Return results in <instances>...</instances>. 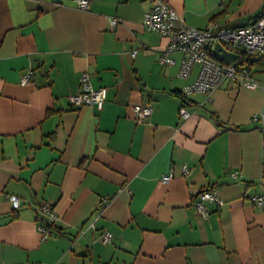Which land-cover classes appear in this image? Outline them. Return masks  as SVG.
Wrapping results in <instances>:
<instances>
[{
	"label": "crops",
	"instance_id": "1",
	"mask_svg": "<svg viewBox=\"0 0 264 264\" xmlns=\"http://www.w3.org/2000/svg\"><path fill=\"white\" fill-rule=\"evenodd\" d=\"M88 1L82 10L76 0H0V264H264V207L253 199L264 196V132L252 121L264 89L238 80L209 102L184 94L199 65L185 79L180 53L160 63L169 40L143 26L152 0ZM166 1L199 30L244 26L264 9ZM83 73L107 89L100 110L69 101ZM146 103L152 115L138 124L132 107ZM205 190L222 202H205L207 216L194 204ZM43 202L57 215L50 225Z\"/></svg>",
	"mask_w": 264,
	"mask_h": 264
},
{
	"label": "built area",
	"instance_id": "2",
	"mask_svg": "<svg viewBox=\"0 0 264 264\" xmlns=\"http://www.w3.org/2000/svg\"><path fill=\"white\" fill-rule=\"evenodd\" d=\"M77 7L82 10L89 9L88 0H76ZM180 21L181 26L177 27L176 22ZM111 25L115 26L119 19L112 18ZM143 26L146 30L160 33L169 40L167 48L163 50L160 58L162 65H172L175 61L170 57V53L178 52L182 55L179 76L187 79L194 66L199 65V73L196 80L184 88V94L200 93L206 97V102L210 101L213 91L217 90L225 81L241 80L242 84L251 88L264 89V83H259L252 77L251 66L255 64L251 60L260 57L264 60V9L251 23L240 27H227L212 25L206 29L199 30L187 25L177 12L166 0H152L151 9L144 13ZM220 44L228 52L237 56L233 62H226L213 57V48ZM136 51L133 52V56ZM253 63V64H252ZM31 80V74L23 76L21 83L27 84ZM80 92L69 97L70 103L75 107L83 105H93L99 110L102 109L106 99V88H94L90 82L89 75L83 73L81 77ZM135 120L138 124L147 121L153 112L150 103L138 104L132 107ZM180 116L184 119L189 117V113L182 106L179 110ZM252 121L259 123L264 132V108L254 114ZM193 170L184 165L181 169L183 176H189ZM174 178V173L170 172L161 177L165 183ZM257 206L264 207V196L253 198ZM10 202L14 209L20 207V200L17 196H10ZM205 202H214L221 205L222 202L211 191H202L194 204L198 212L207 216L208 210ZM39 213L47 222L57 220L54 207L43 202L39 206ZM42 239L48 237L49 229L45 225H39ZM104 244L112 241V234L104 232L101 235Z\"/></svg>",
	"mask_w": 264,
	"mask_h": 264
},
{
	"label": "water",
	"instance_id": "3",
	"mask_svg": "<svg viewBox=\"0 0 264 264\" xmlns=\"http://www.w3.org/2000/svg\"><path fill=\"white\" fill-rule=\"evenodd\" d=\"M212 52L217 58H219L221 60H225L227 62H233L237 58V56L235 54L228 52L220 44L215 45ZM260 60H261L260 57H256V58H253L251 61L256 62V61H260ZM46 224L50 225L49 222H46Z\"/></svg>",
	"mask_w": 264,
	"mask_h": 264
},
{
	"label": "rangeland",
	"instance_id": "4",
	"mask_svg": "<svg viewBox=\"0 0 264 264\" xmlns=\"http://www.w3.org/2000/svg\"><path fill=\"white\" fill-rule=\"evenodd\" d=\"M261 62H262V64H261V65L263 66V65H264V60H262ZM261 65H260V66H261ZM252 68H254V69H255V68H256V64H255V65H252ZM257 68H258V66H257Z\"/></svg>",
	"mask_w": 264,
	"mask_h": 264
}]
</instances>
